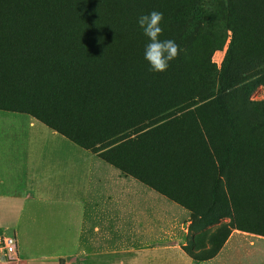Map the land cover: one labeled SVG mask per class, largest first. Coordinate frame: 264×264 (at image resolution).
Wrapping results in <instances>:
<instances>
[{"label":"rangeland","instance_id":"rangeland-1","mask_svg":"<svg viewBox=\"0 0 264 264\" xmlns=\"http://www.w3.org/2000/svg\"><path fill=\"white\" fill-rule=\"evenodd\" d=\"M183 1L185 0H0V17L49 18L56 22L65 20L67 28L76 34H94L107 41L111 48L117 49L123 57L134 58V63L125 61L114 66L103 63L99 57L89 74L97 73V80L101 84L100 102L91 103L86 111L72 102L65 104L69 114L78 115V119L69 117L72 124L70 129L74 130L72 133L91 142L107 137L115 124L119 126V123H130L145 115L138 103L141 102L140 99L151 100L153 95L122 91L151 72L148 64L143 65L146 61L144 50L149 39L138 26L137 20L141 15L153 10L162 12L163 34L160 39L165 40L174 26L173 10ZM204 1L201 0V4ZM220 3V0L214 2L203 21H200V31L194 35L191 33L192 26L197 21L186 17L191 27L183 32L181 42L184 51L188 52L190 44L194 50L192 55L188 54L187 58L180 62V66L174 69V73L178 72L176 76L169 77L171 83H178L198 95L205 93L204 95L211 96L215 91V88H212L204 92L208 88L209 78L206 65L200 57L202 49L210 52L212 46L218 47L209 54L213 68L218 70L228 48L229 38L225 41L226 31L220 15ZM61 27L62 25L58 29ZM188 93L190 92L185 94ZM194 98L193 102L189 103L191 105L184 106L188 107V111L178 118L164 119L174 113L169 111L155 120H148L147 129H154L151 136L146 135L138 142L126 143L121 150H110L109 154L102 153V148L107 143L97 144L89 149L94 155L91 173L87 177L88 205L84 233L77 253L71 257L68 264H140V260L141 264H171V246L177 243V240L186 253L190 248H195L200 253L203 247L210 248L211 240H219L225 234L226 223L264 232L263 210H258L244 198V186L238 180L241 174L238 158L235 159L237 165L231 171L232 195L227 196L224 186H220L217 203L214 208L208 210L214 177L220 173L226 174L233 159L232 151H227L228 145H239L244 140L255 146L264 141V131L260 132L258 128L262 126L263 118L244 103L241 92L225 99L215 95L203 99ZM250 98L263 99L264 85H259ZM127 103L132 105V110L127 109ZM35 110L41 113L40 110ZM95 111L103 116L93 118L92 113L87 114ZM196 120L204 125L208 144L196 140L195 136L197 137L196 134L200 130V126L194 124ZM77 124L83 126V131H75L74 126ZM232 126L238 135L232 133ZM135 130L137 128L130 131V134ZM181 134L184 141L179 144L177 137ZM155 139L158 140L157 146L154 145ZM149 146L159 147L161 150L158 149L155 156L148 150V156L143 157L144 164H141V156L137 155ZM163 147L169 152L174 151L175 156L163 152ZM126 154L128 156L125 157ZM104 155L116 157L118 162L125 164L128 169L141 172L168 194L192 207V223L189 224V230H186V223L185 230L178 227V223H94L107 213V206L100 205L96 208L93 218L94 191L101 193L109 185L110 188L116 189V195H119L120 189L126 187L133 190L140 186L130 178L116 177L120 170L105 162ZM231 207L234 210H231ZM229 212H234L231 219L225 215ZM219 216L221 218H218ZM94 226H99L100 229H95ZM138 246L145 249L141 254L136 250ZM133 247L135 248L132 249Z\"/></svg>","mask_w":264,"mask_h":264},{"label":"trees","instance_id":"trees-1","mask_svg":"<svg viewBox=\"0 0 264 264\" xmlns=\"http://www.w3.org/2000/svg\"><path fill=\"white\" fill-rule=\"evenodd\" d=\"M148 1L153 2L154 0ZM215 1L217 0H205L201 4V0H185L174 8V26H172V32L167 39L174 40L180 46L179 57L170 62L167 72L151 71L143 79L133 82L128 89L122 90L153 95L151 100L140 99L141 102L138 103L145 115L130 123H119V126L115 124L113 131L107 137L94 139L91 142L72 133L74 130L70 129L72 124L69 117L78 119V115L69 114L65 104L72 102L75 106L78 105L86 111L91 103L100 102L101 84L97 80V73L89 74L99 57L102 58L103 63L114 66L125 61H128L129 64L134 63V58L123 57L117 49L111 48L107 41L101 40L94 34H76L75 31L67 28L65 20L56 22L49 18L0 17V109L30 113L87 149H91L97 144L107 143L102 148L104 149L102 153L109 154L110 150H121L126 143L138 142L146 135L151 136L154 129H147L149 127L148 120H155L169 111H174V113L164 119L178 118L187 112L188 107L184 106L193 102L194 97L203 99L215 95V97L225 99L241 92L244 103L263 118L262 126H258L260 132H263L264 98L254 100L250 98V95L259 85H264V0H220V15L226 31L225 41L229 38L221 68L215 70L209 56L218 48L216 45L211 47L210 52L203 48L200 53L209 78L208 88L204 92L215 88L214 94L211 96L204 95L205 93L198 95L193 90L184 89L178 83L169 81L170 76L178 73H174V69L180 66V62L185 60L188 54L192 55L194 50L190 44L188 52L184 51L185 48L181 42L183 32L191 27L186 17L197 21L192 26L191 33L193 35L198 33L200 21H203L206 12L211 9ZM61 25L62 27L58 29ZM143 63V65L148 64L147 61ZM116 88L120 90V88ZM187 92L190 93L185 94ZM127 106V109H133L130 103H127ZM35 109L40 110L41 113ZM89 113H92L93 118L103 116L98 111L87 114ZM194 124L200 126L199 133L196 134L197 137L195 136L196 140L208 144V135H206L202 122L196 120ZM74 127L76 132L77 130L83 131L82 125L77 124ZM135 128L137 130L130 134V131ZM231 129L233 134H237L233 126ZM182 136L181 134L179 138L177 137V143L180 144L184 141ZM151 139L153 138L151 137ZM154 142V145L157 146L158 140L155 139ZM158 149L161 150L159 147L149 146L147 150L137 155L141 156L139 162L144 164L143 159L148 156V150L152 151L153 156ZM229 150L232 151L233 159L226 174L220 173L214 177L211 188L212 199L208 210L216 205L220 186H224L227 196L232 195L230 190L231 171L237 165H235V159L238 158L241 171L238 180L244 186V198L258 210L264 212V141L251 146L247 141L242 140L239 145L229 144L227 151ZM163 152L175 156L174 151L169 152L164 147ZM109 156L104 155V160L171 196L158 184L151 182L146 175L128 169L125 164L118 162L116 157ZM179 202L181 201L179 200ZM187 207L193 211L192 207ZM231 210L234 209L231 207ZM225 215L231 219L234 212ZM219 224L222 225V223ZM225 227V234L219 240H211L209 249L203 247L199 253L195 248H190L188 253L199 259L214 255L227 238L231 228L238 227L264 235L263 231L243 225L226 223Z\"/></svg>","mask_w":264,"mask_h":264},{"label":"crops","instance_id":"crops-1","mask_svg":"<svg viewBox=\"0 0 264 264\" xmlns=\"http://www.w3.org/2000/svg\"><path fill=\"white\" fill-rule=\"evenodd\" d=\"M93 155L30 113L0 109V236L13 234L17 241V260L7 261L0 252V264L69 263L84 233ZM116 177L140 186L119 195L109 185L94 191L93 218L97 207L107 206L94 223H178L183 230L186 223L189 230L192 210L179 200L132 174L120 170ZM179 243L171 246V264H264V235L238 227L204 259Z\"/></svg>","mask_w":264,"mask_h":264},{"label":"clouds","instance_id":"clouds-1","mask_svg":"<svg viewBox=\"0 0 264 264\" xmlns=\"http://www.w3.org/2000/svg\"><path fill=\"white\" fill-rule=\"evenodd\" d=\"M163 20V13L155 10L141 15L137 20L138 26L149 39L145 46L144 59L148 62L150 70L156 73L167 72L170 62L177 59L181 52L180 46L174 40L160 39L163 34Z\"/></svg>","mask_w":264,"mask_h":264},{"label":"built area","instance_id":"built-area-1","mask_svg":"<svg viewBox=\"0 0 264 264\" xmlns=\"http://www.w3.org/2000/svg\"><path fill=\"white\" fill-rule=\"evenodd\" d=\"M0 252L7 261L17 260V241L13 234L0 236Z\"/></svg>","mask_w":264,"mask_h":264}]
</instances>
